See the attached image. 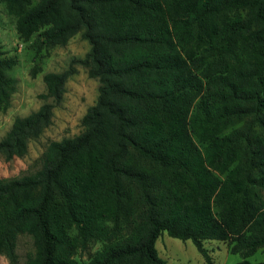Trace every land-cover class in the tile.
Segmentation results:
<instances>
[{
	"label": "trees",
	"instance_id": "obj_1",
	"mask_svg": "<svg viewBox=\"0 0 264 264\" xmlns=\"http://www.w3.org/2000/svg\"><path fill=\"white\" fill-rule=\"evenodd\" d=\"M0 1L38 53L78 34L90 45L44 75L54 102L15 119L7 161L52 125L75 64L99 82L80 135L50 142L33 174L0 179V255L19 264L21 235L35 248L24 264H168L163 233L207 263V241L244 258L264 249V0ZM3 55L0 114L16 91Z\"/></svg>",
	"mask_w": 264,
	"mask_h": 264
},
{
	"label": "rangeland",
	"instance_id": "obj_2",
	"mask_svg": "<svg viewBox=\"0 0 264 264\" xmlns=\"http://www.w3.org/2000/svg\"><path fill=\"white\" fill-rule=\"evenodd\" d=\"M33 2L37 3L38 0ZM36 39L37 35H34L26 42L20 37L15 17L8 13L5 4L0 1V45L4 52L3 57L16 60L14 68L7 72L8 77L15 81L16 91L10 106L0 114V141L11 129L16 118L26 117L44 103L54 102L42 97L47 92L44 75L67 70L74 60L83 59L90 50L89 43L80 34L74 36L66 46L45 49L40 53L36 49ZM74 70V75L66 84L62 100L55 106L52 125L39 139L30 142L28 153L11 161L0 155V179H19L33 174L41 168L42 156L50 142L73 138L82 133V119L97 101L99 82L90 78L87 69L80 64H75ZM72 233L75 234L76 231ZM204 246L209 251L210 263H207L206 258L190 240L182 241L163 233L156 243L159 256L168 264H238L243 260L252 264L264 262V249L244 258L231 252L232 243L229 241H207ZM101 248L102 242L94 241L90 252L95 253ZM34 250L32 237L19 236V264H24ZM77 259L81 264L88 261L87 255L82 254ZM0 264L11 263L0 255Z\"/></svg>",
	"mask_w": 264,
	"mask_h": 264
}]
</instances>
